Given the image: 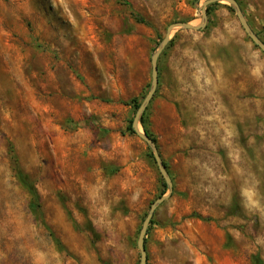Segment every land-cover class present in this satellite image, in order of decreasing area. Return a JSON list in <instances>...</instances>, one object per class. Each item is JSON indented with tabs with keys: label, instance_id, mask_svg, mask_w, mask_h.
I'll return each mask as SVG.
<instances>
[{
	"label": "rangeland",
	"instance_id": "374dc122",
	"mask_svg": "<svg viewBox=\"0 0 264 264\" xmlns=\"http://www.w3.org/2000/svg\"><path fill=\"white\" fill-rule=\"evenodd\" d=\"M125 1L0 0V264L140 262L166 189L130 101L149 93L169 25H200L205 0ZM237 1L264 42V0ZM210 6L158 60L148 120L174 192L148 264L264 261V53L229 5Z\"/></svg>",
	"mask_w": 264,
	"mask_h": 264
},
{
	"label": "water",
	"instance_id": "95a60500",
	"mask_svg": "<svg viewBox=\"0 0 264 264\" xmlns=\"http://www.w3.org/2000/svg\"><path fill=\"white\" fill-rule=\"evenodd\" d=\"M215 3H226L231 7L233 12L235 13L240 26L244 30L246 36L250 39V41L256 46L262 53H264V42L261 40V38L257 35V33L254 32V30L251 28L240 4L237 0H205L203 3V7L201 9L202 12V22L200 25L196 26L191 23L186 22H176L169 25L167 28L166 34L157 48V50L154 52V54L151 57V65H152V84L149 93L145 97L144 101L141 103L140 107L138 108L136 115L133 119L132 123V129L135 132V134L151 149L153 153V157L155 160V163L158 167V170L163 177L166 186H167V193L160 196L150 207L139 232L138 238H137V249L140 253V262L139 264H148V252L146 249V238L149 231V226L152 222V220L155 217V214L158 210V208L163 205L165 202H167L171 197L173 196L174 192V184L172 181V178L167 170L166 165L163 162V159L160 155L159 149L157 147V144L153 141V139L148 136L145 131L143 130L141 120L143 118L144 113L146 112L148 106L150 105L151 101L153 100L158 84H159V68H158V60L166 47L169 45L171 41V37L173 33L179 29L181 30H189V31H197L200 32L203 29L206 28L207 22H208V6L215 4Z\"/></svg>",
	"mask_w": 264,
	"mask_h": 264
},
{
	"label": "trees",
	"instance_id": "16d2710c",
	"mask_svg": "<svg viewBox=\"0 0 264 264\" xmlns=\"http://www.w3.org/2000/svg\"><path fill=\"white\" fill-rule=\"evenodd\" d=\"M119 2H124L125 4H129L127 1L125 0H117ZM201 0H196V3L198 4ZM211 9H212V6H209L207 8V11H208V15L210 14L211 12ZM144 21V20H142ZM170 45H171V42H170ZM169 45V46H170ZM168 46V47H169ZM142 101L139 100V99H133L130 101V105L133 107V109H135L136 111L138 110V108L140 107ZM132 123H133V119L129 121V124H128V130L132 133H135L132 129ZM141 124H142V127H143V130L145 131V133L150 136L153 141L157 144V140L156 138L154 137V135L151 133L150 131V128H149V120H148V110H146V112L144 113L143 115V118L141 120ZM151 158L154 160V157L153 155L151 154ZM155 162V161H154ZM166 165V163H165ZM167 166V165H166ZM18 175H19V179L21 181V183L28 189L31 197H32V201L30 203V209L35 212V213H42L41 212V202H40V195L36 189V187L33 185V183L29 180V178L22 172V171H19L18 172ZM163 186L164 188L166 189L167 191V186H166V183L163 182ZM166 191H164V193H162V195H164L166 193ZM200 217V216H198ZM155 222L154 220H152L150 226H149V231H148V234L150 232V229H151V225H153ZM56 240V242L58 244H60L59 240H57L56 238H54ZM146 249H147V245H146ZM251 262L252 264H264V261L263 259L261 258V256L259 254H256V255H253L252 258H251Z\"/></svg>",
	"mask_w": 264,
	"mask_h": 264
}]
</instances>
